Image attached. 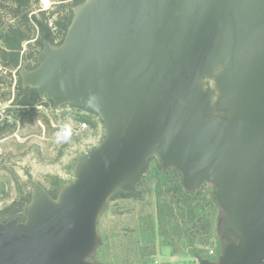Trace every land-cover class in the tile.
Listing matches in <instances>:
<instances>
[{
  "label": "water",
  "instance_id": "water-1",
  "mask_svg": "<svg viewBox=\"0 0 264 264\" xmlns=\"http://www.w3.org/2000/svg\"><path fill=\"white\" fill-rule=\"evenodd\" d=\"M72 13L20 80L97 114L104 138L56 196L29 180L20 215L0 222V264H100L101 210L137 191L151 158L187 191L214 186L222 242L199 264H264V0H84Z\"/></svg>",
  "mask_w": 264,
  "mask_h": 264
},
{
  "label": "rangeland",
  "instance_id": "rangeland-1",
  "mask_svg": "<svg viewBox=\"0 0 264 264\" xmlns=\"http://www.w3.org/2000/svg\"><path fill=\"white\" fill-rule=\"evenodd\" d=\"M30 3L31 13L39 16L40 11L53 13L48 19L53 29L55 19L75 5L74 0H30ZM12 21L0 0V33ZM32 25L33 37L22 42V52L34 43L38 34L37 27L34 23ZM57 37H60L59 33H56ZM17 78L14 71L12 93ZM5 82V72L0 71V93L7 91ZM13 112L10 100L0 101V122L9 123L0 136V210L31 193L30 179L56 196L63 184L72 181L71 170L77 156L97 146L104 138L101 118L77 106L66 104L54 108L52 102L37 104L28 108L14 124ZM81 121L87 122L85 128L80 126ZM160 169L167 170L161 167L159 159L150 161V169L138 188L139 197L107 201L98 217V242L91 261L100 264H199L196 256L190 254V246L183 237L173 234L168 240L160 233V216L171 209L174 219L172 217L167 222L183 226L177 205L165 190L167 177L161 176ZM203 189L213 194L214 186L203 184ZM223 215L220 209L217 228ZM210 248H216L219 254L218 235H214L207 246L199 247L200 257H209Z\"/></svg>",
  "mask_w": 264,
  "mask_h": 264
},
{
  "label": "trees",
  "instance_id": "trees-1",
  "mask_svg": "<svg viewBox=\"0 0 264 264\" xmlns=\"http://www.w3.org/2000/svg\"><path fill=\"white\" fill-rule=\"evenodd\" d=\"M84 0H74L75 4ZM7 12L13 18L12 22L6 25L5 31L0 33V71L5 72L6 90L0 93V101L10 100V106L14 108L13 123L19 119L20 115L26 113L28 108L37 104H49L50 100L40 99L37 91L29 86H22L19 76V65L22 61L27 62V67L32 68L37 64L36 55L38 49L43 46L44 40L51 44H60L65 35L66 29L72 19V9L55 19L54 29L49 24L48 19L53 14L52 12L40 11V16L36 13H31L29 10L30 0H1ZM63 6V5H61ZM31 13V14H30ZM37 27V36L34 43L29 45V48L22 52V42L30 40L33 37V25ZM56 33L60 34V40L54 43ZM18 75L12 93V73ZM74 106V105H72ZM81 108V107H79ZM8 121L0 122V136L8 127ZM154 158H151L152 161ZM160 174L167 177V194L174 199L173 202L177 205L179 219L183 222L180 227L178 223L167 222L168 219H174L170 212L161 214L160 233L170 240V236L176 234L178 237H183L186 245L190 246V254L196 257L202 256L199 247H205L214 235L219 236L218 232V212L219 206L214 200L210 190L203 189V184L199 185L193 191H187L180 180L179 171L176 168H168L161 170ZM146 174L143 176L142 179ZM138 184L137 191L131 194L123 193L122 191L114 192L109 199L119 197H139L140 191ZM208 184V183H204ZM210 185V184H209ZM213 187V185H210ZM52 196L55 194L48 191ZM30 199V193L24 195L19 200L12 201L8 206L0 210V222H5L16 215H20L21 206L26 204ZM173 213V212H172ZM167 217V218H163ZM163 218V219H162ZM178 219V218H176ZM176 222V221H174ZM217 251V250H216Z\"/></svg>",
  "mask_w": 264,
  "mask_h": 264
},
{
  "label": "built area",
  "instance_id": "built-area-1",
  "mask_svg": "<svg viewBox=\"0 0 264 264\" xmlns=\"http://www.w3.org/2000/svg\"><path fill=\"white\" fill-rule=\"evenodd\" d=\"M59 40H60V37H57V38H55V41L54 42L57 43ZM80 126L82 128H85L87 126V122L86 121H81L80 122ZM208 256L209 257H211V256H214V257L217 256L216 248H210L208 250ZM154 263H157V262L155 261Z\"/></svg>",
  "mask_w": 264,
  "mask_h": 264
},
{
  "label": "flooded vegetation",
  "instance_id": "flooded-vegetation-1",
  "mask_svg": "<svg viewBox=\"0 0 264 264\" xmlns=\"http://www.w3.org/2000/svg\"><path fill=\"white\" fill-rule=\"evenodd\" d=\"M223 219V218H222ZM222 225V224H221ZM220 237V236H219ZM231 239L232 240H234L235 238H234V236H231ZM221 242H222V239H221V237H220V246H221ZM217 254H218V250H217Z\"/></svg>",
  "mask_w": 264,
  "mask_h": 264
}]
</instances>
